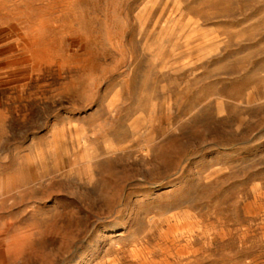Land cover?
<instances>
[{"label":"rangeland","instance_id":"rangeland-1","mask_svg":"<svg viewBox=\"0 0 264 264\" xmlns=\"http://www.w3.org/2000/svg\"><path fill=\"white\" fill-rule=\"evenodd\" d=\"M230 1L0 0V264H264V0Z\"/></svg>","mask_w":264,"mask_h":264},{"label":"bare ground","instance_id":"bare-ground-1","mask_svg":"<svg viewBox=\"0 0 264 264\" xmlns=\"http://www.w3.org/2000/svg\"><path fill=\"white\" fill-rule=\"evenodd\" d=\"M216 1H217V0H216ZM221 1H223V0H221ZM232 1H233V0H232ZM232 1H230V2H232ZM235 1H236V0H235ZM236 2H237V1H236ZM236 2H235V3H236ZM233 3H234V2H233ZM230 4H231V3H230ZM230 4H229V5H230ZM261 4H262V3H261ZM219 5H220V4H219ZM219 5H218V6H219ZM235 5H238V4H235ZM256 5H257V4H256ZM220 6H221V5H220ZM145 7H146V6H145ZM238 7H239V5H238ZM232 8H233V7H232ZM149 9H150V7H149ZM233 9L236 10V8H233ZM262 9H264V8H262ZM147 10H148V9H147ZM219 10H220V8H219ZM229 10H230V8H229ZM231 11H234V10H231ZM146 12H147V11H146ZM239 12H240V11H239ZM183 13H184V12H183ZM235 13H238V12H235ZM178 14H179V13H178ZM181 14H182V12H181ZM231 14H232V13H231ZM233 14H234V13H233ZM178 16H180V15H178ZM262 17H264V15H262ZM173 20H174V19H173ZM187 21H188V20H186L185 22H187ZM185 22H182V25H181V26L179 25V26H180V27L184 26V23H185ZM193 23H194V22H193ZM172 24H173V23H172ZM188 24H189V22H188ZM169 26H170V25H169ZM171 26H174V24L171 25ZM171 26H170V27H171ZM185 26L187 27V25H185ZM192 26H194V25H192ZM190 27H191V26H190ZM190 27H189V28H190ZM195 27H196V26H195ZM163 28H164V27H162V30H163ZM165 28H166V27H165ZM173 28H174V27H173ZM182 28H183V27H182ZM194 29H195V28H194ZM251 29H253V27H251L250 30H251ZM254 29H255V28H254ZM258 29H259V28H258ZM192 30H193V29H192ZM192 30H191V32H192ZM196 30H197V29H196ZM160 31H161V30H160ZM166 31H168V29H167ZM180 31H181V30H180ZM188 31H189V30H188ZM255 31H256V29H255ZM195 32H196V31H195ZM189 33H190V32H189ZM197 33H198V32H197ZM160 34H161V33H160ZM162 34H164V33H162ZM177 34H178V33H177ZM184 34H185V33H184ZM184 34H183V35H184ZM193 34H194V33H193ZM193 34H192V35H193ZM248 34H249V32H248ZM168 35H169V34H168ZM186 35H188V36L186 37V38H188V37H189V34L187 33ZM184 37H185V36H184ZM190 37H191V36H190ZM192 37H193V36H192ZM192 37H191V38H192ZM184 39H185V38H184ZM205 41H208V40H205ZM161 42H162V41H161ZM203 42H204V41H203ZM203 42H202V43H203ZM200 43H201V40H200ZM189 44H190V43H189ZM189 44H188V45H189ZM203 44H204V43H203ZM219 44H220V43H219ZM219 44H217V45L219 46ZM160 45H162V44H160ZM199 45H201V44H199ZM171 46H172V44H171ZM205 46H206V45H205ZM205 46H204V47H205ZM193 47H194V46H193ZM208 47H209V46H208ZM197 48H199V47H197ZM200 48H201V47H200ZM206 48H207V47H206ZM258 48H259V47H258ZM160 49H161V48H160ZM219 50H220V49H219ZM194 51H195V50H194ZM201 52H202L203 54H208V53H209V50H207V49H205V48H202V49H201ZM215 52H216V51H215ZM217 52H218V51H217ZM197 53H198V52H197ZM212 53H213V52H212ZM212 53H211V54H212ZM219 53H220V52H219ZM198 54H199V53H198ZM196 55H197V54H196ZM211 56H212V55H211ZM201 57H202V56H201ZM209 57H210V56H209ZM118 95H119V94H118ZM180 97H181V96H180ZM164 103H165V102H164ZM92 108H93V107H92ZM106 110H107V109H106ZM167 114H168V113H167ZM139 118H140V117H139ZM138 120H139V119H138ZM56 128H57V127H56ZM128 128H129V127H128ZM130 130H131V129H130ZM188 136H189V135H188ZM77 146H78V145H77ZM137 154H138V153H137ZM129 160H130V159H129ZM6 177H7V176H6ZM172 215H173V214H172ZM178 227H179V226H178ZM185 231H186V230H185ZM179 232H180V231H179ZM173 234H174V233H173ZM185 235H186V234H185ZM188 260H189V259H188Z\"/></svg>","mask_w":264,"mask_h":264}]
</instances>
